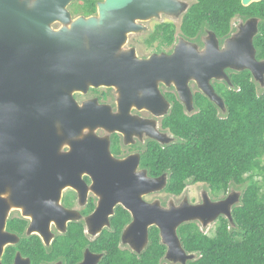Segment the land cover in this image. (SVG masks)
<instances>
[{"label":"water","instance_id":"95a60500","mask_svg":"<svg viewBox=\"0 0 264 264\" xmlns=\"http://www.w3.org/2000/svg\"><path fill=\"white\" fill-rule=\"evenodd\" d=\"M73 1L0 0V264L5 249L18 243L16 236L6 232L11 210L32 215L31 231L41 233L57 211L62 225L69 219L56 202L65 185L80 180L71 167L90 174L102 197L92 218L95 227L108 224L114 207L122 203L135 217L127 235L143 239L148 226L156 225L171 256L194 261V255L180 249L178 228L198 220L214 221L229 201L168 211L146 205L141 196L165 189L166 177H135L136 164L131 168L133 162L115 160L108 141L94 136L77 139L86 129L122 131L130 124L124 115L133 103L155 109L151 100L139 99L138 91L143 88L159 97V80L174 82L186 99L190 96L187 81L194 78L213 102L222 105L209 81L226 77L224 70L236 64L242 65L240 70H255L253 55L239 58L228 51L220 53L213 41L203 55L181 43L171 57L138 61L134 51L122 53L128 34L141 31L135 21L175 11L181 5L178 1L105 0L98 17L71 21L67 8ZM259 1L242 0V4L249 7ZM58 21L66 27L56 31L52 26ZM242 43L252 51L251 40ZM101 87L119 89L124 115L116 116L109 107L92 102L79 106L74 99L77 92ZM65 144L70 153H62ZM14 264L30 261L18 254Z\"/></svg>","mask_w":264,"mask_h":264},{"label":"flooded vegetation","instance_id":"af4514ba","mask_svg":"<svg viewBox=\"0 0 264 264\" xmlns=\"http://www.w3.org/2000/svg\"><path fill=\"white\" fill-rule=\"evenodd\" d=\"M86 1L92 2L93 0H74L70 4L67 11L71 16V21L99 16L100 4L104 3L105 0H98L95 7L96 13L93 15H85V13H83L84 11L75 14V7L86 5ZM176 1L181 5L175 11L169 10L167 13L160 12L158 15L146 20L137 19L135 24L141 28V31L128 34L126 42H128L129 36L142 34L141 41L137 39L134 40L130 48L131 50L122 53L129 54L131 51H134L138 61H150L153 57H171L181 43H186L187 45L195 47L198 53L203 55L207 50L208 42L214 41L216 49L220 53L228 51L229 53H235L239 58H250L252 57L251 55H253L254 63L257 65L255 70L249 68L240 70L237 68H241L242 65L236 64L233 68H226L224 70L226 77H222L221 79L214 78L209 81V85L212 87L215 94L222 100V105L213 102L203 92L199 82L194 78H190L187 81V88L190 96L186 99L180 94L174 82L166 83L163 80H159L157 82L159 97H155L154 94L150 95L149 92L146 94L143 88L139 89V99L151 100L153 103H150V105L154 104L155 109H149L146 105L139 108L137 104L133 103L127 115L121 113L120 102L122 100V94L118 88H90L86 93L77 92L74 94V99L79 106H84L92 102L98 107H109L116 116L124 115L130 124L126 125L122 131L110 133L108 139H101L94 135L89 136L108 141L110 153L115 160L121 162L131 161L133 162L131 168L136 164L133 169L135 177H139L141 174L148 180H157L166 177L167 186L169 183V176L164 174L159 177H154L151 164L148 162L146 163V158L148 156L149 147L153 145L152 143H156L164 148L176 142V137L169 130L163 128V120L171 113L173 107L177 103L182 106L184 115L192 118L201 114V109L197 104V98L202 96L214 104L219 121H228V108L220 92L221 90L228 92L240 91L241 88L236 84L234 78L243 74H245L255 86L257 94L259 96H264V0L258 2L260 4L259 18H244L242 15H237L231 20L230 30L226 37H218L214 31L204 26L203 29L191 39L184 36L182 26L186 15L190 12L191 8L197 4V1ZM86 7H88L87 9L89 10L91 4H87ZM147 23L152 24L151 29L145 25ZM56 25L63 26L60 21L56 22L53 26ZM171 25L175 28V38L172 45H170L169 42L163 41V37L167 35V32H160L162 28L164 30L169 29ZM244 35L248 36L242 37ZM243 40L252 41V51L250 46L245 47L243 45ZM140 42L145 48L144 50L150 52V56L138 57L135 48L139 46ZM79 96L86 98L84 100H79ZM131 125L132 127L129 131ZM96 129L102 132L107 131L100 127ZM168 135L172 136V139H174L173 143H171L172 139L169 138ZM86 136L89 137L88 135ZM86 136L85 138H87ZM181 141L186 143L189 140L188 138H182ZM70 152V148L62 151L63 154ZM257 162L256 171L244 175L245 182L243 185L232 184L226 192L214 194L207 184L193 183L194 185L205 186L209 190L210 195L204 194L200 201L192 200L191 204L183 202L181 205L180 203L176 205L174 201L184 198L185 192L179 197L168 195L166 193L167 186L162 191L142 195L141 199L146 205H158L161 209L167 211L173 208L180 209L185 205L204 207L206 203L212 205L229 201L214 221H208V224H204L202 220L192 223H195L199 227L201 233L211 239H215L218 235L219 228L223 224H226L230 241L241 244L245 240V234L243 227L239 226L237 223L236 211L244 207L245 192L250 185H255L259 189L260 212L262 216L260 227L264 228V151ZM70 169H72V175L75 176V174H77L80 180L65 185L60 191V199L56 202V206L64 212L62 213L63 216L64 214L69 216V219L63 225L59 222L61 221V217L57 211V213L52 215L46 232L41 233L38 230L31 231L33 225L32 215H25L20 209L11 210L7 220L6 232L16 236L18 238V243L8 246L5 249V253L9 247H17L22 240L27 238H34V241H37L38 244V248L31 252L30 257L24 256L22 252H16L12 264H14L18 254H20L24 260H29L30 264H106L105 259L108 250H106L105 247L102 248V238L106 233H113L115 231L112 220L117 214L121 213L120 211H124L123 213L128 217V221L120 233L118 242V249L120 251L128 252L137 257L142 256L151 245L152 231L157 229L160 245L166 247V253L161 260V264H185V262L188 264L191 262L183 255L174 257L169 254L170 247L165 243L161 231L156 225L148 226L147 235L143 239H136L133 233L127 235V231L135 223V217L134 213L127 209L122 203H118L114 207L113 215L109 217L108 224H105L100 229L95 227L92 218L99 210L102 201V197L95 190L96 183L93 177L87 172H82L73 167ZM74 169L77 170L75 171ZM156 195H158L157 198H154ZM9 223H14V228H10ZM23 224L27 226L21 235L18 231H15V229H21L20 225ZM209 225H214L212 232H204L202 226L207 227ZM180 228L177 230L178 244L186 255H190L184 249L179 235ZM81 229L82 233L79 231ZM99 241H101V244L96 246ZM194 257L196 260L197 255L195 254Z\"/></svg>","mask_w":264,"mask_h":264},{"label":"trees","instance_id":"16d2710c","mask_svg":"<svg viewBox=\"0 0 264 264\" xmlns=\"http://www.w3.org/2000/svg\"><path fill=\"white\" fill-rule=\"evenodd\" d=\"M186 15L182 31L186 38L195 37L204 26L226 37L231 20L237 15L244 18H259V3L244 7L242 0H196ZM98 0L91 4L75 7V14L96 13ZM83 9V10H82ZM163 41L172 45L175 38L173 25ZM240 91H224L220 94L228 108V121H219L217 110L211 102L199 96L197 98L201 114L189 118L183 108L176 104L171 113L163 120V128L169 130L176 142L161 147L152 143L148 149L146 163H150L154 177L164 174L169 176L166 188L168 195L181 196L189 182L205 183L214 194L226 192L230 185H243L244 175L256 171L257 161L264 151V96H259L249 78L239 75L234 78ZM182 138H188L183 143ZM255 185H250L245 192L244 207L236 211V220L243 227L244 242L230 241L227 225L223 224L215 239L201 233L195 223L183 225L179 235L184 249L190 255H197L195 261L188 264H264V228L260 227V194ZM113 218V233H106L102 238L103 247L108 250L106 264H161L166 247L160 245L157 229L152 231L151 245L140 257L118 249L120 233L128 221L125 213L120 211ZM14 223H9L14 228ZM27 225H20L15 231L22 233ZM14 231V232H15ZM82 233V229L79 230ZM22 235V234H21ZM101 244L97 242L96 246ZM27 245V246H26ZM38 248L34 238L22 240L17 247H9L3 257V264H12L16 252L31 256Z\"/></svg>","mask_w":264,"mask_h":264},{"label":"rangeland","instance_id":"374dc122","mask_svg":"<svg viewBox=\"0 0 264 264\" xmlns=\"http://www.w3.org/2000/svg\"><path fill=\"white\" fill-rule=\"evenodd\" d=\"M28 1H33V0H28ZM145 25L147 27H149L150 29L152 28V24L151 23H147ZM65 27H66L65 25H63V26H60V25L59 26H57V25L56 26H52V28L54 30H56V31L61 30V29L65 28ZM141 38H142V34L141 35H131V36H129L128 37V42H126L125 45L122 48V52L131 50L130 48H131L132 43L134 42V40L137 39L138 41H141ZM135 49L137 51V54H138L139 58H142L143 56L148 57V56L151 55L150 52H147V51L144 50L145 48L142 46L141 42L139 43V46H136ZM85 98L86 97H83V96L80 97L79 96V100H84ZM86 135H88V136L89 135H94V136H97V137H99L101 139H105V138L108 139L109 136H110V132L109 131L102 132V131L97 130V129L96 130L95 129H93V130L92 129H86L83 132V134L81 135V137L78 138L77 140H82L83 138H85ZM168 137L172 139V136L168 135ZM173 142H174V139H172L171 143H173ZM67 148H69V145L65 144L63 149H62V151H65ZM236 191H238V190H236ZM204 194H209L210 195L209 190L205 186L194 185L192 182H189L188 186H187V189L185 191V197L182 198V199H179V200H175L174 202H175L176 205H179V203L181 205V204H183V202H187V203L191 204L192 200H194V201H198L199 200L200 201L201 197ZM157 196L158 195H156L154 198H157ZM158 204H160V203H158ZM168 207H170V206H168ZM202 228H203L204 232H208L209 233V232H212V230L214 228V225H209L207 227H203L202 226ZM186 263L187 262H185V264ZM169 264H176V263H169Z\"/></svg>","mask_w":264,"mask_h":264}]
</instances>
